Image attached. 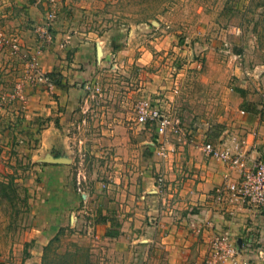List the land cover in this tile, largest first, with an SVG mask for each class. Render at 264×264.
Instances as JSON below:
<instances>
[{"label":"crops","instance_id":"1","mask_svg":"<svg viewBox=\"0 0 264 264\" xmlns=\"http://www.w3.org/2000/svg\"><path fill=\"white\" fill-rule=\"evenodd\" d=\"M94 2L0 0V26L9 40L20 44L19 51H13L10 45L0 46V56L12 52L26 67L38 47V28L44 22L48 6L57 9L53 40L37 53V59L41 69L60 84L34 82L27 95V113L37 128L41 126L37 152L50 162L40 165L41 172L59 175L57 182L51 181L54 189L51 188L50 223L55 222V227L59 222H68V208L72 204L66 200H73L75 206L82 204V209L75 207L70 213L72 222L86 221L82 211L87 213L86 207L93 209V206L88 188L71 198L67 187L69 197L63 198L61 173L69 164L53 161L52 158L59 159L54 153L60 149L64 153L69 127L93 95L111 94L119 81L130 85L136 82L135 87L138 86L135 67L149 63L153 57L152 45L156 43L157 30L149 22L95 32L86 18L92 14L90 8ZM124 87L130 92H122L123 102L136 92L129 85ZM235 89L239 119L219 135L182 127L180 116L172 114L178 108L170 100L165 108L153 104L170 117L178 118L180 129L169 128L158 137L156 127L143 124L146 134L135 140L131 132L117 130L131 119L138 121L137 112L122 104L118 107V115L110 123L115 129H106L112 130L111 138L119 142L121 152L113 180L116 198L114 203L101 199L96 211L99 220L91 216L88 219L92 221L90 227L99 225L100 242L111 245L110 248L100 245L103 253L111 256L108 261L106 258V264H210L211 240L217 232L224 231L235 240L236 264H264V210L217 198L216 188L225 183L228 174L232 177L237 174L204 147L210 141L233 153L244 152L250 161L264 158V67L255 75L241 78ZM135 142L140 150L130 148ZM162 144L165 155L158 151ZM161 173L165 186L159 190L156 177ZM97 189L103 190L100 186ZM44 234L40 229L38 242L46 241ZM34 260L30 258L28 262ZM0 263L7 264L2 259ZM216 264L232 263L226 260Z\"/></svg>","mask_w":264,"mask_h":264},{"label":"rangeland","instance_id":"2","mask_svg":"<svg viewBox=\"0 0 264 264\" xmlns=\"http://www.w3.org/2000/svg\"><path fill=\"white\" fill-rule=\"evenodd\" d=\"M90 12L86 18L97 33L123 24L152 23L157 30L153 57L148 64L136 65L137 87L136 82L119 81L111 94L93 95L70 125L66 150L53 155L69 164L61 173L60 193L66 199L69 187L74 198L88 188L93 209L82 211L86 221L72 222L70 213L82 204L75 206L68 199V222L55 227L50 223L51 181L57 182L59 175L41 172L40 165L50 162L37 152L41 126L27 113L34 80L12 52L0 56V259L7 264H106L111 256L100 245H111L100 242L99 225L90 227L88 219L99 220L101 199L116 198L113 180L121 152L112 130L106 129H115L110 123L118 107L138 112L146 99L164 108L171 100L178 108L172 114L180 116L182 127L219 135L239 119L237 82L264 67V0H95ZM125 85L136 92L123 102L122 92H130ZM129 121L117 132H131L135 140L144 137L143 124ZM136 143L132 150H140ZM40 229L45 242H38ZM30 258L34 262H28Z\"/></svg>","mask_w":264,"mask_h":264},{"label":"built area","instance_id":"3","mask_svg":"<svg viewBox=\"0 0 264 264\" xmlns=\"http://www.w3.org/2000/svg\"><path fill=\"white\" fill-rule=\"evenodd\" d=\"M52 2V0H49ZM57 19V9L54 5L47 8L44 22L38 28L39 44L36 52L27 61L28 75L38 83L54 84L51 74L44 72L38 64L37 53L50 44L53 40V26ZM10 45L13 51H19L20 44L16 40H9L0 26V46ZM138 122L146 125L153 123L156 126L158 137L165 135L169 128L179 130L181 121L170 117L159 106L145 101L139 105L137 112ZM209 154L221 158L227 165L236 172V176L227 175L223 185L216 188L218 199L227 200L234 204H246L264 210V158H255L253 161L247 159L244 152H231L222 149L213 142L204 145ZM159 153L165 155L164 145H160ZM165 186L164 175L156 177V187L162 190ZM237 246L232 235L227 232H217L211 240L210 264H216L229 260L236 264Z\"/></svg>","mask_w":264,"mask_h":264},{"label":"water","instance_id":"4","mask_svg":"<svg viewBox=\"0 0 264 264\" xmlns=\"http://www.w3.org/2000/svg\"><path fill=\"white\" fill-rule=\"evenodd\" d=\"M53 161H65L66 158L65 157H61L59 159H55V158H52Z\"/></svg>","mask_w":264,"mask_h":264},{"label":"trees","instance_id":"5","mask_svg":"<svg viewBox=\"0 0 264 264\" xmlns=\"http://www.w3.org/2000/svg\"><path fill=\"white\" fill-rule=\"evenodd\" d=\"M51 77H52V76H51ZM52 80H53L54 83H56V84H58V85L60 84V83H59L57 80H55L53 77H52ZM110 232H114V231H110ZM0 264H2V263H0Z\"/></svg>","mask_w":264,"mask_h":264}]
</instances>
